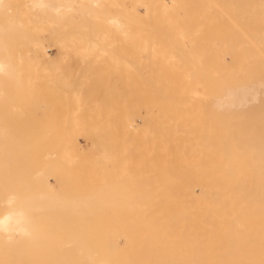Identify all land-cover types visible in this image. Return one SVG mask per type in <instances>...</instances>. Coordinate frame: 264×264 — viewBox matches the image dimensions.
Masks as SVG:
<instances>
[{"label": "rangeland", "instance_id": "374dc122", "mask_svg": "<svg viewBox=\"0 0 264 264\" xmlns=\"http://www.w3.org/2000/svg\"><path fill=\"white\" fill-rule=\"evenodd\" d=\"M56 1L61 3H49L57 5ZM6 5L9 10L1 12V17L8 34L0 35V41L4 40L0 56L14 75L0 74V136L4 128L8 139L10 134L14 139L8 143L19 142L21 149L7 143L3 160L9 164L6 154L12 152L8 167L15 171L21 166L22 178L32 186L25 187L28 193L32 188L36 192L35 183L39 187L42 180L47 181L49 193L54 189L51 195L62 193L54 196L55 202L61 197L59 203L69 207L55 211L70 219V211H76L72 205L78 212L84 207L87 212L91 205L94 211L100 204L98 198L94 197L95 205L90 198L80 202L81 209L77 200H71V190L73 197L80 192L79 198L88 199L92 187H98L105 189L103 196L109 202L101 204L110 212H100L98 219L120 220L118 206L137 203L120 202L121 194L147 186L150 176L144 180V175L148 173L166 172L177 126L181 128L176 131L182 126L202 131L203 125L209 129L236 125L242 113L244 119L250 117L247 112L263 103L264 0H71L64 15L50 6L34 12L31 0H6ZM2 22L0 18L6 29ZM2 28L1 34L6 32ZM237 109L240 116L235 114ZM233 117L238 120L231 121ZM79 148L85 151L82 162V153L76 152ZM18 154L25 159H15ZM12 169L0 172L9 175H1L8 191L10 183L18 188L14 183L21 178L20 171L16 174ZM97 180L104 186H98ZM1 185L0 200L6 194ZM57 202L55 206L61 208ZM15 239L17 244L20 241L18 246ZM19 239L14 235V244L10 241L2 248L0 241V264L12 246L21 249L15 248L17 255L10 259L16 264L18 258L22 261Z\"/></svg>", "mask_w": 264, "mask_h": 264}, {"label": "bare ground", "instance_id": "6f19581e", "mask_svg": "<svg viewBox=\"0 0 264 264\" xmlns=\"http://www.w3.org/2000/svg\"><path fill=\"white\" fill-rule=\"evenodd\" d=\"M31 1L34 12H39L38 9L44 6H50L56 12H60L59 14L63 12L64 15L68 13L67 10L65 12V9L69 8L70 10L71 8V0H58L61 3L57 4L56 1L57 5L50 4L49 0ZM7 5L6 0H0L1 22L3 20L1 12H5V9L9 8ZM3 24L4 22H2V26L6 27V29L0 25V30L2 28L6 32H2V34L0 32V35L4 37L5 33L8 34V32L6 23ZM0 42L4 43V40ZM8 42L9 40L7 39V44ZM7 44L6 46L8 47ZM7 68L8 65L4 63L3 57L0 56V74L10 73L12 75L11 70ZM7 75L5 74V76ZM262 75L264 81V67ZM262 86L263 103L261 107H254L250 112H247L251 113L250 117L244 119L245 114L242 113V120H244L240 119V122H243V124L233 117L231 121L234 119L238 120L237 123L239 124L221 127L218 125L214 126V129H209L206 125H203L204 127H202L205 129L202 131L195 129L196 126H191L192 128L187 129V126H182V129H179L180 131H176L180 127L177 126L169 145L171 158L169 159L166 172L148 173V175H144V180L150 176V181H145L147 186L141 188L138 185L140 188L137 190L133 189L131 193L124 191L118 199L120 202L132 200L137 203L133 205H119L116 216H119L121 219L117 221L107 220L105 216L104 219H102L103 217L98 219L100 216L97 214L100 212L103 214H105L104 211L109 212L106 211V206L104 210L101 204L102 202L105 204L108 201L105 199V193L103 196L105 189L103 191L102 188L97 187V189L95 187L96 189H93L92 187L89 194L86 193L88 199L84 197L85 195L82 192L81 195H84V199L79 198L80 192L75 194L77 197L75 195L73 197L75 191L71 190V200H77L80 208L83 205L80 202L84 201L85 204V202H90V198L91 201L93 200L92 204H94V197L98 198L97 204L98 202L101 204L94 211L92 210L95 207L91 205V208H93L89 207L91 211L88 208L87 212L84 206L85 210L81 208L83 209L82 212H78L75 205H72L74 207H71L73 212L75 209L76 211L73 214L70 211V217L71 219L75 218L74 220L61 213L63 212L62 206L65 210L69 207V205L68 207L64 206L62 204L63 201L61 204L59 203L61 197L56 200L61 208H58V205L55 206L54 196L58 194L51 195L54 189L49 193L50 189L46 180H42V185H40L41 182L35 178L39 181L41 189L35 183V189H38L36 192H32L33 188L32 190H28L29 193L25 191L26 186L29 188L30 181L27 183V180L22 178V172L19 170L21 166L17 170L15 169V171L13 170L14 168L8 167V165L12 166L10 165L11 158H13H10L12 152L10 156L6 154L9 158V164L8 160H3L5 157L3 148L8 147V141L14 139L11 138L12 134L9 135L8 139L4 128H1V136L4 133L5 139H2L0 136L1 150L3 149L2 151L0 150V172L1 170L3 171V168H7L3 173L12 169L16 174L20 171L19 176L21 174V178L18 176L19 179L17 178L14 183L18 188H12V183H10V186H8L11 191H8V182L3 185L6 181L2 178L4 176L8 178L9 175L0 173V183L3 185L1 187L4 188L3 192H6L0 200L2 201L1 204H4L3 208L0 206L3 209L0 212V236L2 237V240L0 237V241L1 243L3 242L1 248L4 246V243L7 244L8 242L9 244L10 241H13L14 235L15 237L19 235L24 252L21 250L22 255H19H21L22 261H19L18 258V262L22 264H264V82ZM254 96L258 98L259 93H255ZM239 111L235 112V114L239 115ZM247 116L249 115L247 114ZM191 129L193 131H190ZM212 129L213 131L210 133L209 130ZM43 131L45 130L43 129ZM55 131L57 130L55 129ZM179 138L183 140L179 141ZM1 139L4 140V143L6 141V145H2ZM11 142L8 144L11 145ZM18 143H13L14 147L12 145V148H18L17 151L21 149L19 148L21 145ZM71 145L73 147V143ZM27 147L29 148L30 146ZM28 151L30 150L28 149ZM78 151L81 152L80 148L76 150V152ZM1 152L3 153L1 154ZM31 152L32 150L30 151V157L32 155ZM83 153L85 154V151ZM83 153L81 154L82 156ZM13 154L15 155L16 152L14 151ZM1 155H3L2 159ZM21 155L19 157L18 154L17 157L15 156V159L21 158L23 156ZM82 156L79 157L81 158V162L85 155ZM5 159L7 158L5 157ZM87 159L88 157L85 160ZM55 162L58 165L57 160ZM83 166L84 164L80 167ZM48 167L50 168L49 165ZM146 170H148V167H146ZM33 171L34 169H32ZM53 172L55 173V171ZM55 175L53 174L54 177ZM24 176L26 175L24 174ZM142 177L143 174L141 175ZM92 179L95 181L96 177L94 176ZM140 181L144 184L143 180L140 179ZM140 181L137 184L140 183L141 185ZM99 182L98 186L100 185ZM82 183L84 182L81 181ZM94 183L96 185V182ZM71 184L72 182H70ZM73 185L70 188L74 189ZM86 186L87 183L84 187L85 189ZM85 189L83 192L86 191ZM69 204L71 206V202ZM101 207L102 210H100ZM35 208L36 210L39 209L37 213L33 212ZM43 208H48L49 210L46 209L44 211ZM56 208L62 211L59 213L60 210L55 211ZM97 208H99V211ZM65 210L64 212H66ZM46 218L48 219L46 220ZM14 241L12 244L16 245V239ZM17 246L10 248L9 256L5 252L6 257H3V260H5L6 264L10 261V264H16V261L14 259L11 260L10 257H16L17 254L15 255L16 251L14 252V250L18 248ZM2 255L1 252L0 256L2 257ZM22 258H25V261ZM2 263L5 264L3 261Z\"/></svg>", "mask_w": 264, "mask_h": 264}]
</instances>
